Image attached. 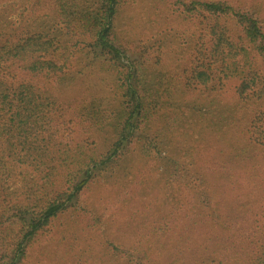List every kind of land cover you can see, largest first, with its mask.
Masks as SVG:
<instances>
[{"label":"trees","instance_id":"obj_1","mask_svg":"<svg viewBox=\"0 0 264 264\" xmlns=\"http://www.w3.org/2000/svg\"><path fill=\"white\" fill-rule=\"evenodd\" d=\"M130 1L35 0L32 19L25 16L26 25L20 27L0 8V264H31L33 243L51 236L88 189L122 167L131 147L161 167L163 184L172 180L179 189L166 198V211L148 234L133 230L131 237L136 213L130 215V264H166L153 260L151 253L162 240L170 249L166 259L170 252L177 256L173 264H264V147L258 148L264 146V111L251 107L263 97L264 20L259 8L245 0H164L203 27L194 50L199 61L189 80L205 91L213 89L215 97L190 109L194 131L212 139L210 131L232 129L227 118L241 114L240 106L255 113L247 150H233L228 142L205 150L193 138L195 148L189 151L199 166L186 169L166 150L182 141L181 136L169 137L188 126L185 114L167 112L165 105L177 87L190 85L168 84L162 77L150 81L145 57L127 55L115 19L121 7L135 0ZM77 50L82 61L73 58ZM97 60L115 71V101L106 104L94 97L60 110L52 87L76 78L82 71L76 62L86 68ZM225 81H235L230 107L222 97L228 92ZM253 92L256 97L245 103ZM238 158L244 166L236 169L229 163ZM17 169L33 175L25 197L8 184ZM210 173L217 178L216 194L200 189ZM189 190L195 192L188 195ZM190 233L199 236L186 247ZM112 251L107 247L104 255ZM96 263L111 264L107 256Z\"/></svg>","mask_w":264,"mask_h":264},{"label":"rangeland","instance_id":"obj_2","mask_svg":"<svg viewBox=\"0 0 264 264\" xmlns=\"http://www.w3.org/2000/svg\"><path fill=\"white\" fill-rule=\"evenodd\" d=\"M34 1L0 0V8L8 12V17L11 22H15V26H25L22 19L25 16L29 20L32 19L29 15L32 14ZM245 1L259 8L264 20V0ZM170 5L172 4L165 3L164 0H135L130 5L125 4L121 7L115 19V26L127 55L133 60H141L142 56L145 57L146 65L152 71L148 74L150 81L162 77L168 84H186L187 82L190 85L177 87V92L173 94L172 99L166 101L165 110L167 112L172 109L178 112L181 110L188 124L187 127L182 125L169 137L171 141L173 136H181L182 141L179 145H174L173 148L169 145L166 150L181 161L186 169H195L199 165L189 151L195 148L193 138L196 139V146L204 147L205 150L213 149L215 142L224 146L228 142L233 150L240 152L247 150L245 140L251 135L248 130L251 129L255 113H249V109L246 110L245 106H240L241 114L238 111L237 113L242 117L238 118V121V114L237 116L235 114L234 118V114L231 116L229 113V119L225 114L224 118H227L232 129L219 133L210 131L208 134L212 139L198 133L197 130L194 131L192 121L195 115L190 109L194 110L200 104H208L213 96L215 97V92L211 91L213 89L205 91L204 85L196 83L195 80H189L192 66L199 61L194 50L203 27L197 18L183 16ZM238 31L239 29L233 26V32ZM205 39L207 38L204 37L201 40L205 42ZM73 58L82 61V52L75 51ZM259 60L260 58L257 59L258 63ZM104 66L106 64L101 60H97L94 65L86 68L76 62V70L82 69L76 78L71 82L67 81L52 87L51 92L59 100L58 108L63 110L69 105L94 97L101 98L106 104L115 101L113 86L117 82V76L115 71H108ZM259 71L262 70L259 69ZM215 83L217 84V81ZM225 84L228 92L223 93L222 97L226 105L230 107L235 100V81H225ZM46 87H48L47 84ZM260 88L263 97L259 99V102L262 103L251 106L254 110L256 108L257 113L259 108H261L260 111H264V83ZM255 97L254 92L251 93L245 103H249L251 98ZM154 131L153 128L147 132L152 134ZM137 136L139 133H136V139ZM135 144L134 142L132 146ZM263 147L258 146L260 149ZM260 152L264 155L263 151L260 150ZM249 154L257 156L254 152ZM125 157L122 166L126 167L125 170L120 169L122 167L116 168L117 170L113 173L109 172L101 177L99 183L88 189L84 198L75 203L70 212L57 222L56 230L54 229L51 236L41 238L37 244L33 243L31 264H95L100 256H107L111 264H130V215L133 212L136 213L133 216L136 218L131 224L133 228L131 237H133V230L141 231L143 235L148 234L151 226L155 224V219L166 211V198L175 194L179 186L176 183L173 184L172 180L169 185L163 184L164 173L161 167L157 168L155 163L142 159L135 148H129ZM240 159L238 158V162L229 164L239 169L244 166ZM32 177L33 175L22 174L21 169H17L8 179L10 189L19 190V196H27L26 193L32 185V182H29ZM180 179L185 182L187 177L181 176ZM216 182L217 178L210 173L207 183H202L200 189L216 194L215 190L219 189ZM194 192L189 190L188 195ZM90 217L93 218L90 221L91 226L87 227L85 222ZM190 235L191 239L186 247L194 244L199 233H190ZM165 246L164 240L153 245L151 252L153 260L173 264L177 256H172L170 252L169 258L166 259L170 249ZM170 246L172 247L173 243H170ZM107 247L113 251L104 255ZM115 247L117 248L114 250Z\"/></svg>","mask_w":264,"mask_h":264}]
</instances>
